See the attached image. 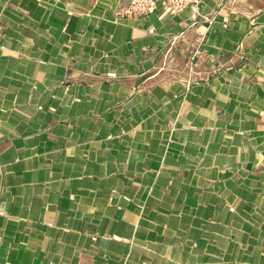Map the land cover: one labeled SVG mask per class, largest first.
<instances>
[{
    "label": "crops",
    "instance_id": "crops-1",
    "mask_svg": "<svg viewBox=\"0 0 264 264\" xmlns=\"http://www.w3.org/2000/svg\"><path fill=\"white\" fill-rule=\"evenodd\" d=\"M128 1L0 0V264H264V0Z\"/></svg>",
    "mask_w": 264,
    "mask_h": 264
},
{
    "label": "built area",
    "instance_id": "built-area-1",
    "mask_svg": "<svg viewBox=\"0 0 264 264\" xmlns=\"http://www.w3.org/2000/svg\"><path fill=\"white\" fill-rule=\"evenodd\" d=\"M202 0H129L120 6L115 15L117 17L140 16L153 13L158 6L169 12H181L189 7L194 15L199 13Z\"/></svg>",
    "mask_w": 264,
    "mask_h": 264
}]
</instances>
